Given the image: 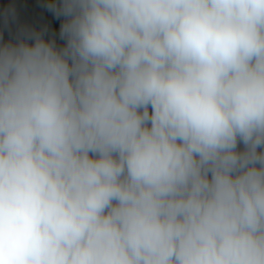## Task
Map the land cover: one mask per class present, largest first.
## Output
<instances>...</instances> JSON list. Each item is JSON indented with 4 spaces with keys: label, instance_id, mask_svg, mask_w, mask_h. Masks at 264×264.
Returning a JSON list of instances; mask_svg holds the SVG:
<instances>
[{
    "label": "clouds",
    "instance_id": "clouds-1",
    "mask_svg": "<svg viewBox=\"0 0 264 264\" xmlns=\"http://www.w3.org/2000/svg\"><path fill=\"white\" fill-rule=\"evenodd\" d=\"M41 6L0 13V264H264V0Z\"/></svg>",
    "mask_w": 264,
    "mask_h": 264
},
{
    "label": "crops",
    "instance_id": "crops-1",
    "mask_svg": "<svg viewBox=\"0 0 264 264\" xmlns=\"http://www.w3.org/2000/svg\"><path fill=\"white\" fill-rule=\"evenodd\" d=\"M43 0H15L11 7L16 9L19 23L37 29L47 27L49 35L55 33L58 36L59 22L42 8ZM59 44L62 41L57 40Z\"/></svg>",
    "mask_w": 264,
    "mask_h": 264
},
{
    "label": "trees",
    "instance_id": "trees-1",
    "mask_svg": "<svg viewBox=\"0 0 264 264\" xmlns=\"http://www.w3.org/2000/svg\"><path fill=\"white\" fill-rule=\"evenodd\" d=\"M14 1L15 0H0V13H2L6 7H11ZM5 38H8L7 32L5 33Z\"/></svg>",
    "mask_w": 264,
    "mask_h": 264
}]
</instances>
